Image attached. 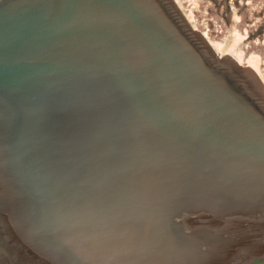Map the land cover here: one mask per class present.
<instances>
[{
    "label": "water",
    "instance_id": "1",
    "mask_svg": "<svg viewBox=\"0 0 264 264\" xmlns=\"http://www.w3.org/2000/svg\"><path fill=\"white\" fill-rule=\"evenodd\" d=\"M264 260V85L175 0H0V264Z\"/></svg>",
    "mask_w": 264,
    "mask_h": 264
},
{
    "label": "rangeland",
    "instance_id": "2",
    "mask_svg": "<svg viewBox=\"0 0 264 264\" xmlns=\"http://www.w3.org/2000/svg\"><path fill=\"white\" fill-rule=\"evenodd\" d=\"M189 23L218 46L219 55L245 65L256 57L264 80V0H175Z\"/></svg>",
    "mask_w": 264,
    "mask_h": 264
},
{
    "label": "bare ground",
    "instance_id": "3",
    "mask_svg": "<svg viewBox=\"0 0 264 264\" xmlns=\"http://www.w3.org/2000/svg\"><path fill=\"white\" fill-rule=\"evenodd\" d=\"M209 43H210V45H211V47L214 49V51L216 52V53H218V46H216V45H214L212 42H210L209 41ZM239 64H241V62H240V59H235ZM245 66H249L256 74H257V76L261 79V81H262V83H263V85H264V80L261 78V74L259 73V71H258V68H257V59H256V57H253V56H250L248 59H247V61H246V63H245Z\"/></svg>",
    "mask_w": 264,
    "mask_h": 264
},
{
    "label": "flooded vegetation",
    "instance_id": "4",
    "mask_svg": "<svg viewBox=\"0 0 264 264\" xmlns=\"http://www.w3.org/2000/svg\"><path fill=\"white\" fill-rule=\"evenodd\" d=\"M251 264H264V260H255Z\"/></svg>",
    "mask_w": 264,
    "mask_h": 264
}]
</instances>
